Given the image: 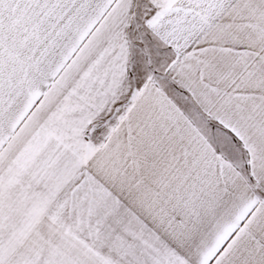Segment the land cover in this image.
Wrapping results in <instances>:
<instances>
[{
	"label": "snow or ice",
	"instance_id": "obj_1",
	"mask_svg": "<svg viewBox=\"0 0 264 264\" xmlns=\"http://www.w3.org/2000/svg\"><path fill=\"white\" fill-rule=\"evenodd\" d=\"M0 264H264V0H0Z\"/></svg>",
	"mask_w": 264,
	"mask_h": 264
}]
</instances>
